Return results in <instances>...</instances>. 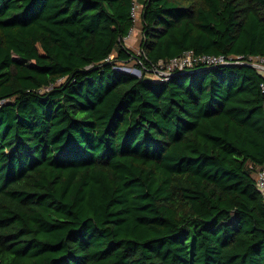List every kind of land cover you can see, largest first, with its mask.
Returning <instances> with one entry per match:
<instances>
[{
  "label": "trees",
  "instance_id": "trees-1",
  "mask_svg": "<svg viewBox=\"0 0 264 264\" xmlns=\"http://www.w3.org/2000/svg\"><path fill=\"white\" fill-rule=\"evenodd\" d=\"M186 51L264 58V0H0V264H264V74Z\"/></svg>",
  "mask_w": 264,
  "mask_h": 264
},
{
  "label": "built area",
  "instance_id": "built-area-1",
  "mask_svg": "<svg viewBox=\"0 0 264 264\" xmlns=\"http://www.w3.org/2000/svg\"><path fill=\"white\" fill-rule=\"evenodd\" d=\"M138 9L135 5L131 14L136 19ZM255 57H249L247 60L243 59V56H237L233 58L231 56L226 57L222 54L210 55V54H194L192 51H186L180 56L173 57L167 61H158L157 66L154 68V73L160 79H166L175 71H181L187 68H192L194 65L201 63L205 65H224L229 63H242L246 65H252L257 68L261 73L264 72V65H257L253 61ZM264 59V58H261ZM139 70V69H138ZM140 72V70H139ZM261 90L264 93V83L261 84ZM256 186L264 194V166L256 174Z\"/></svg>",
  "mask_w": 264,
  "mask_h": 264
},
{
  "label": "rangeland",
  "instance_id": "rangeland-1",
  "mask_svg": "<svg viewBox=\"0 0 264 264\" xmlns=\"http://www.w3.org/2000/svg\"><path fill=\"white\" fill-rule=\"evenodd\" d=\"M136 5H137V9L139 10L140 5L138 3H136ZM136 16H138V14ZM140 38H141L140 23L136 17L135 26L130 31V34L128 35V37L124 39V43L130 50H132L135 53H138ZM252 62H254L257 65H264V59H261L259 57H255ZM116 69L120 71L122 70V72L123 70H125V71H128L129 73H132L135 76H140V72L138 68L136 67L135 62L133 60L123 63V65H121L120 67L119 66L116 67ZM147 76H150L152 78L157 77L155 73H152V75L147 74Z\"/></svg>",
  "mask_w": 264,
  "mask_h": 264
},
{
  "label": "water",
  "instance_id": "water-1",
  "mask_svg": "<svg viewBox=\"0 0 264 264\" xmlns=\"http://www.w3.org/2000/svg\"><path fill=\"white\" fill-rule=\"evenodd\" d=\"M249 66H252V65H249ZM253 67V66H252ZM122 71V70H121ZM123 72L124 73H126V74H132V73H129L128 71H125V70H123Z\"/></svg>",
  "mask_w": 264,
  "mask_h": 264
}]
</instances>
